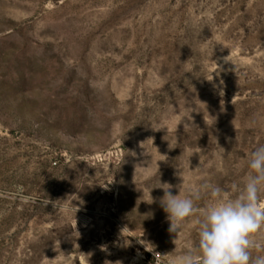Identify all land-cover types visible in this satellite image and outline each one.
Here are the masks:
<instances>
[{"label": "rangeland", "instance_id": "obj_1", "mask_svg": "<svg viewBox=\"0 0 264 264\" xmlns=\"http://www.w3.org/2000/svg\"><path fill=\"white\" fill-rule=\"evenodd\" d=\"M261 144L264 0H0V264H170Z\"/></svg>", "mask_w": 264, "mask_h": 264}, {"label": "clouds", "instance_id": "obj_2", "mask_svg": "<svg viewBox=\"0 0 264 264\" xmlns=\"http://www.w3.org/2000/svg\"><path fill=\"white\" fill-rule=\"evenodd\" d=\"M246 169L230 191L205 184L189 189V194H182L179 186L173 194L171 185L160 183V205L170 232L196 217L194 247L174 256L170 264H264V254H257L264 249V144L250 152ZM205 196L207 205L197 206Z\"/></svg>", "mask_w": 264, "mask_h": 264}]
</instances>
